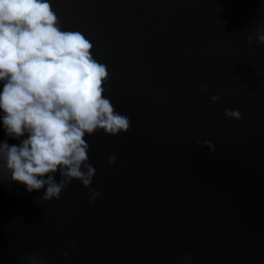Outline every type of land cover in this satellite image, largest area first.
I'll return each mask as SVG.
<instances>
[{"label":"water","instance_id":"obj_1","mask_svg":"<svg viewBox=\"0 0 264 264\" xmlns=\"http://www.w3.org/2000/svg\"><path fill=\"white\" fill-rule=\"evenodd\" d=\"M49 2L131 127L85 137L95 202L79 180L43 202L0 183V264H264V0ZM2 116L0 142L18 146L27 133L8 137Z\"/></svg>","mask_w":264,"mask_h":264},{"label":"clouds","instance_id":"obj_2","mask_svg":"<svg viewBox=\"0 0 264 264\" xmlns=\"http://www.w3.org/2000/svg\"><path fill=\"white\" fill-rule=\"evenodd\" d=\"M256 40L264 44V28L257 30ZM248 43H254L252 36ZM92 50L93 44L79 31L61 30L49 0H0L3 128L10 138L27 133L18 146L0 142V183H19L29 193L45 189L42 202L59 200L73 180L90 188L96 169L89 163L86 135L102 130L115 136L131 127L130 119L105 97L109 72ZM200 91L206 94L207 85ZM211 99L217 102L220 97ZM224 114L243 118L239 110L225 109ZM197 143L215 150L209 140ZM115 162V155L109 157V164ZM88 195L95 202L102 193L90 188ZM27 264L42 261L31 255Z\"/></svg>","mask_w":264,"mask_h":264}]
</instances>
